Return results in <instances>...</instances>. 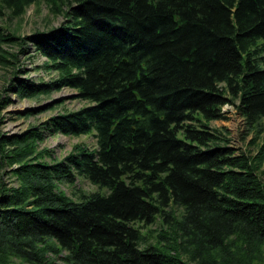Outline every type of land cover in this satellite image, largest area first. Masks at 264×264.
I'll use <instances>...</instances> for the list:
<instances>
[{
	"label": "trees",
	"instance_id": "trees-1",
	"mask_svg": "<svg viewBox=\"0 0 264 264\" xmlns=\"http://www.w3.org/2000/svg\"><path fill=\"white\" fill-rule=\"evenodd\" d=\"M40 1L64 21L5 26ZM29 43L56 77L22 76ZM0 65L19 98L87 102L10 134L0 97V264H264V0H0ZM226 104L253 150L210 126ZM45 131L96 145L57 159ZM80 178L97 190L60 188Z\"/></svg>",
	"mask_w": 264,
	"mask_h": 264
},
{
	"label": "rangeland",
	"instance_id": "rangeland-1",
	"mask_svg": "<svg viewBox=\"0 0 264 264\" xmlns=\"http://www.w3.org/2000/svg\"><path fill=\"white\" fill-rule=\"evenodd\" d=\"M64 21L63 15H54L50 13L49 6L40 1L39 4L31 5L26 13L20 18H13L6 22V27L9 30L14 31L18 35H29L36 31H46L51 27H55ZM30 44V43H29ZM8 50L12 52L18 51V45L6 46ZM20 66L28 69V73L22 74V76L31 78L37 82L40 79L49 80L56 77L57 72L52 70H44L38 66L43 65L45 57L36 51L32 44L29 45L26 53L19 55ZM13 77V69L0 65V97L2 94L11 98L10 102L4 109V121L1 125L3 131L7 133H18L25 130L29 126H34L47 120L52 115L69 111L81 107L84 101L73 97L76 94V90L65 87L61 91H55L51 95H42L33 99H22L16 96L12 91L7 92L5 90L10 79ZM43 77V78H42ZM6 92L7 94H5ZM62 100L59 104H56L54 108L45 109L39 111L40 107L48 105L51 101ZM29 109H33L35 113L29 116H25V112ZM223 110L227 111L228 119L226 120H212L209 124L212 128L219 129L227 138H230V145L237 148V152L244 150H253L250 147L249 141L253 137V132H246L247 127L242 115L233 106L226 104L223 106ZM83 143L90 148L95 147L96 138L93 135L82 136H66L61 133H49L45 131L43 142L40 143V149L47 147L52 150V156L57 159H62L67 155L75 144ZM49 160V159H47ZM4 181L11 185H15L16 181L9 175H3ZM68 195L73 193L74 188H81L83 192H92L97 190V187L93 185L89 180L80 178L77 180L76 185L63 184L60 186ZM144 233L147 236V241L155 243L157 241V234L160 232L161 227L158 223L152 224L149 227H145ZM264 256V247H263ZM54 257L53 254H50ZM186 256H184V259Z\"/></svg>",
	"mask_w": 264,
	"mask_h": 264
}]
</instances>
